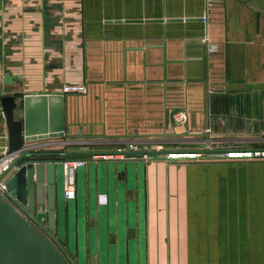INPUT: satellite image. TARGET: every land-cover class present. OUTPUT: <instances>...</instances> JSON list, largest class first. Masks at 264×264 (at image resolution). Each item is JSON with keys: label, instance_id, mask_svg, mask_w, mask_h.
Masks as SVG:
<instances>
[{"label": "crops", "instance_id": "1", "mask_svg": "<svg viewBox=\"0 0 264 264\" xmlns=\"http://www.w3.org/2000/svg\"><path fill=\"white\" fill-rule=\"evenodd\" d=\"M70 83L87 92L65 93ZM52 93L65 97V135L26 145L86 161L75 199L62 163L56 179L57 226L77 261L264 264V199H233L236 169L128 153L264 136V0H0V98ZM180 110L188 121L175 126ZM8 144L0 102V155Z\"/></svg>", "mask_w": 264, "mask_h": 264}, {"label": "water", "instance_id": "2", "mask_svg": "<svg viewBox=\"0 0 264 264\" xmlns=\"http://www.w3.org/2000/svg\"><path fill=\"white\" fill-rule=\"evenodd\" d=\"M0 102L9 138L7 151L0 155V159L13 157L9 169L2 175L6 180L8 199L0 195V264H82L76 260L75 253L65 247L57 226L56 179L62 161L48 158L66 153H36L26 145L65 135L64 95L27 94L21 103L15 95H4ZM20 108L23 116L17 118L16 112ZM258 150L263 151L264 148ZM128 153L172 152L148 150ZM90 154L68 153L70 156Z\"/></svg>", "mask_w": 264, "mask_h": 264}, {"label": "rangeland", "instance_id": "3", "mask_svg": "<svg viewBox=\"0 0 264 264\" xmlns=\"http://www.w3.org/2000/svg\"><path fill=\"white\" fill-rule=\"evenodd\" d=\"M174 114V113H173ZM175 126L177 124L174 122ZM216 139V138H215ZM211 140V139H210ZM166 144H155L153 148L147 150H132V151H148V150H169L171 152H179L186 153L190 151V153H197L196 157H176V158H167V154H138L142 155V157H146L147 160H151L152 158H165L170 161V163L177 164L180 168L187 169L186 164L188 163H204L210 164L214 163L219 165L220 163H224L227 166H230L233 169H236L233 175V184H238L237 186H233V192L231 193L233 199L245 198L247 200H256V199H264V150H258L264 148V136L256 135L252 139L249 136L248 140H243L240 143H233L232 145H224L220 142H206L205 144L200 145V148L194 146L192 144L187 145L188 143H177V140L171 141ZM227 146L229 150L225 152H215V149H222ZM185 148V150H183ZM189 149H198L191 150ZM251 149H255L251 151ZM230 153V154H229ZM134 155V154H132ZM137 155V154H136ZM177 155V154H176ZM243 169L247 170L248 177L247 179L243 178V185L239 181V170ZM252 176V178L249 176ZM255 175V176H254ZM238 176V177H237ZM254 176V177H253ZM254 179V180H253ZM256 181V184L251 187V185ZM145 180L143 181V183ZM63 183V176H62ZM223 183H221L222 185ZM63 185V184H62ZM241 185V189H240ZM243 188V192H241ZM256 188V190H255ZM143 192L140 195L141 200H146V191L142 188ZM228 190V189H227ZM224 193L218 192V196H222ZM98 199L101 200V195L98 196ZM107 199V198H105ZM58 215V214H57ZM58 217V216H57ZM59 231V229H58Z\"/></svg>", "mask_w": 264, "mask_h": 264}, {"label": "built area", "instance_id": "4", "mask_svg": "<svg viewBox=\"0 0 264 264\" xmlns=\"http://www.w3.org/2000/svg\"><path fill=\"white\" fill-rule=\"evenodd\" d=\"M214 1L215 0H208L209 3L214 2ZM63 91L65 93H86L87 86L82 83H70L63 87ZM173 120L177 125H183V124L185 125L188 121V113L185 110L177 111L173 115ZM129 148L131 150H138L137 145H134V144H130ZM100 156H103V158H109L110 156H113V155L102 154ZM180 156L196 157L198 156V154L194 152L190 153V151H188ZM166 157L175 158V157H172L171 153L167 154ZM6 158L8 159L6 163H1L0 161V195L8 199L7 184H6L5 178H3L2 175L5 171L9 169V166L13 161V157H6ZM61 163H62V171H63L64 196L68 200L75 199L76 198L75 172L77 171L78 168L84 166L86 164V161L83 159H66V160H63Z\"/></svg>", "mask_w": 264, "mask_h": 264}, {"label": "bare ground", "instance_id": "5", "mask_svg": "<svg viewBox=\"0 0 264 264\" xmlns=\"http://www.w3.org/2000/svg\"><path fill=\"white\" fill-rule=\"evenodd\" d=\"M172 154V157H184V156H180V155H183L182 153H179V152H173V153H171ZM177 154V155H176ZM6 157H10V156H6ZM6 157H4V158H2V159H0V161H2V160H4Z\"/></svg>", "mask_w": 264, "mask_h": 264}]
</instances>
